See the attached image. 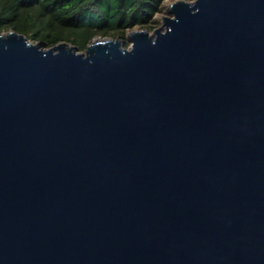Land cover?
<instances>
[{
    "label": "water",
    "instance_id": "1",
    "mask_svg": "<svg viewBox=\"0 0 264 264\" xmlns=\"http://www.w3.org/2000/svg\"><path fill=\"white\" fill-rule=\"evenodd\" d=\"M168 13L0 33V264H264V0Z\"/></svg>",
    "mask_w": 264,
    "mask_h": 264
},
{
    "label": "trees",
    "instance_id": "2",
    "mask_svg": "<svg viewBox=\"0 0 264 264\" xmlns=\"http://www.w3.org/2000/svg\"><path fill=\"white\" fill-rule=\"evenodd\" d=\"M165 0H0V33L15 30L51 47L66 41L85 51L95 37H125L153 27Z\"/></svg>",
    "mask_w": 264,
    "mask_h": 264
},
{
    "label": "rangeland",
    "instance_id": "3",
    "mask_svg": "<svg viewBox=\"0 0 264 264\" xmlns=\"http://www.w3.org/2000/svg\"><path fill=\"white\" fill-rule=\"evenodd\" d=\"M173 1H175V0H165V2H164V9L161 11V12H157L156 14H155V16H154V18L156 19V23H154L153 24V27H141V26H139V25H136L133 29H131V30H128L126 33H125V37H121V35H119V37L123 40V42H124V45L126 46V47H128L129 46V44H130V42H129V40H127V34L130 32V31H132V30H134V29H140V28H146L150 33H153L154 32V30L156 29V28H158L159 26H161L162 25V23H163V17L164 16H167V15H170L169 13H168V6L173 2ZM118 37V36H117ZM95 38H107V37H95ZM94 38V39H95ZM114 38H116V37H114Z\"/></svg>",
    "mask_w": 264,
    "mask_h": 264
}]
</instances>
